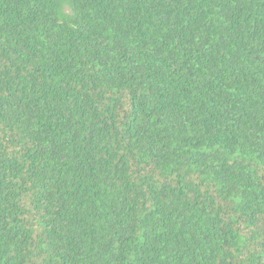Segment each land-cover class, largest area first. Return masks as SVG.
I'll return each instance as SVG.
<instances>
[{"label":"trees","instance_id":"16d2710c","mask_svg":"<svg viewBox=\"0 0 264 264\" xmlns=\"http://www.w3.org/2000/svg\"><path fill=\"white\" fill-rule=\"evenodd\" d=\"M0 264H264V0H0Z\"/></svg>","mask_w":264,"mask_h":264}]
</instances>
